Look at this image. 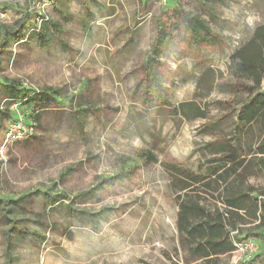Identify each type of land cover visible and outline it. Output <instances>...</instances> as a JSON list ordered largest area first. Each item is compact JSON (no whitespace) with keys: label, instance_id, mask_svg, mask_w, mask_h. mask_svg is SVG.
I'll return each instance as SVG.
<instances>
[{"label":"rangeland","instance_id":"1","mask_svg":"<svg viewBox=\"0 0 264 264\" xmlns=\"http://www.w3.org/2000/svg\"><path fill=\"white\" fill-rule=\"evenodd\" d=\"M201 1L211 9L213 19L205 18L220 49H203L198 59L181 36L146 69L165 0H0V46L3 31L27 24L26 14L32 21L23 33L43 21L48 37L47 46L35 36L6 43L0 90L14 80L61 94L60 108L40 127L25 126L32 130L24 140L36 145L12 144L0 155V198L11 200L0 202V264H203L180 241L178 207L161 163L201 169L210 157L204 145L230 135L235 109L224 107L247 96L230 90L238 79L229 57L264 22V0ZM183 2L190 12L199 6ZM6 98L3 92L0 102ZM190 102L208 119L174 114ZM21 112L29 121L32 110L23 105ZM218 120L219 129L206 133ZM249 182L264 185L260 174ZM36 191L90 196L85 203L77 198L76 218L64 210L66 201L56 204L53 220L73 232V241L56 233L34 239L12 228L45 235L16 201ZM33 200L46 203L44 195ZM220 260L240 264L236 253Z\"/></svg>","mask_w":264,"mask_h":264},{"label":"trees","instance_id":"2","mask_svg":"<svg viewBox=\"0 0 264 264\" xmlns=\"http://www.w3.org/2000/svg\"><path fill=\"white\" fill-rule=\"evenodd\" d=\"M197 2L199 6L196 12H190L185 8L183 0H175L173 7L172 0H165V10L158 20L156 39L144 66L146 69L158 62L157 58L165 52L170 42L181 36H186L183 37V42L198 59L203 49H220L221 39L205 18L208 16L213 19L211 9L204 7L201 0ZM25 20L29 24L32 17L26 14ZM42 23L43 21L39 24L36 22L27 33H23L27 26L24 21L19 22L17 29L6 28L3 31L0 54H5L8 41L15 39L25 43L29 36L39 38L47 46L48 37L44 33L47 22ZM229 60V69L238 79L230 90L247 96L245 102L224 107L235 109V124L230 135H219L217 139L204 145L203 150L210 157L201 169L172 162H162L161 166L168 175L169 189L178 207L176 230L192 258L203 264H223L221 256L231 255L236 251L237 244L258 240L261 242L262 253L257 257L261 258L260 264H264V185L256 186L249 182V178L259 174L264 180V22L231 53ZM4 87V90H0V95L4 92L7 96L0 102V145L9 125L17 121L19 116H22L28 127H40L48 113L61 106V94L57 90L48 88L37 91L25 88L14 80H7ZM163 103L166 104L167 101ZM23 105L33 112L28 117L29 121L21 112ZM177 110L174 114L179 112L190 121L208 119L207 112L194 102L182 103ZM223 121L206 125L205 132L218 130ZM24 139L14 144L25 149H28V145H36ZM39 146L37 144V148ZM144 156L146 160L157 163L151 152H145ZM42 195L46 203L38 204L33 200L34 196L37 198ZM89 197L79 195L77 198L85 203ZM77 198L42 191L20 197L16 201L21 205L22 211L32 218L31 221L45 235L23 230L16 225L12 228L20 235H29L34 239L45 240L48 233H56L73 241V232L56 223L53 212L56 204L63 205L62 201H66L67 204L63 207L68 215L73 218L81 216V211L73 208ZM1 201L6 200L0 198ZM235 232L237 235H233ZM255 261L258 262L256 258Z\"/></svg>","mask_w":264,"mask_h":264},{"label":"built area","instance_id":"3","mask_svg":"<svg viewBox=\"0 0 264 264\" xmlns=\"http://www.w3.org/2000/svg\"><path fill=\"white\" fill-rule=\"evenodd\" d=\"M262 90H264V81L262 84ZM25 126L27 127L22 116H19L17 121H14L9 125L0 145L1 156L4 155V152L10 145L31 135L29 131L32 129H27ZM233 235H237V232L233 233ZM259 250L260 248L257 243L253 240H249L237 244V249L233 253L238 255L240 264H258V262L255 261V258L258 255Z\"/></svg>","mask_w":264,"mask_h":264},{"label":"crops","instance_id":"4","mask_svg":"<svg viewBox=\"0 0 264 264\" xmlns=\"http://www.w3.org/2000/svg\"><path fill=\"white\" fill-rule=\"evenodd\" d=\"M178 213V212H177ZM176 221H177V219H176Z\"/></svg>","mask_w":264,"mask_h":264}]
</instances>
